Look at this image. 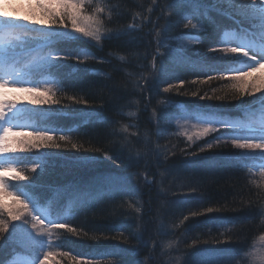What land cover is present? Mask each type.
<instances>
[{
  "label": "trees",
  "instance_id": "trees-1",
  "mask_svg": "<svg viewBox=\"0 0 264 264\" xmlns=\"http://www.w3.org/2000/svg\"><path fill=\"white\" fill-rule=\"evenodd\" d=\"M93 3L104 8L101 18L106 31L118 32L119 37L102 38L98 47L60 42L57 47L61 51L80 49L81 60L64 63L58 70L40 63L50 49L38 39L40 33L30 30L48 26L33 25L29 16L25 20L18 13L13 19L27 25L24 41L18 46L27 52L19 58L18 75L36 82L40 91L50 89L51 94L16 93L5 99L6 108H2L6 112L12 106V110L22 108L13 122L26 118L31 127L48 129L62 146L21 152L17 142L32 137L8 133L17 136L10 146L17 151L8 156L29 158L17 159L20 166L15 176L19 173L36 179L38 186L33 185V190L42 211H52L53 219L67 217L71 227L82 229L78 236L66 228L55 233L53 251L60 263L68 258L66 264H73L71 255L82 253L83 259L95 257L97 264H254L248 254L264 252V223L260 217L247 219V207L258 194L264 196V188L257 186L264 184V169L249 171L236 164L241 159L239 153L252 149L237 150L225 138L231 130L213 125V132L197 136L204 127L198 123L202 114L230 117L232 112L239 114L245 109L241 103L251 102V97L241 101L232 97L233 91L220 88L236 72L234 63L228 62L234 56L220 47L224 43L219 46L216 37L228 30L246 36L236 26L239 20L229 18L227 5H220L223 11L218 12L213 0H193L192 6L184 9L186 17H195L192 23L199 25L197 29L185 28L174 20L167 0ZM85 12L93 14L92 7L86 4ZM35 19L46 17L40 13ZM157 40L161 43L159 52L165 54V79L170 83H148L154 71L153 56L161 59L156 55ZM213 45L216 50L209 51ZM189 62L212 65L214 78L208 79ZM66 66L78 70L67 74ZM55 74L57 83L51 84L47 79ZM170 85L172 90L164 92ZM37 99H58L60 104L32 103ZM120 113L128 120L119 122ZM60 135H67L68 141H59ZM72 144L79 145V150ZM201 146L204 152H199ZM192 152H199V156L192 157ZM92 156L97 158L95 162L79 163L80 158ZM106 156H112L116 163ZM37 160L45 171L37 168V173H32ZM112 176L123 178V191H114L107 183ZM6 180L10 185L28 183ZM3 203L7 210L21 207L10 195L3 196ZM206 207L224 210L206 214ZM197 209L205 214L193 216ZM44 225L41 233L51 227ZM29 252L12 244L0 249V260L9 264L17 256L32 259Z\"/></svg>",
  "mask_w": 264,
  "mask_h": 264
},
{
  "label": "snow or ice",
  "instance_id": "snow-or-ice-1",
  "mask_svg": "<svg viewBox=\"0 0 264 264\" xmlns=\"http://www.w3.org/2000/svg\"><path fill=\"white\" fill-rule=\"evenodd\" d=\"M90 5L93 9V14H86L85 5ZM193 4V0H167V6L172 10L173 19H178V23L183 24L185 28L197 29L198 24L192 23V18H188L184 15V9L190 7ZM220 5H227L231 10L230 19L239 20L237 28L253 37H258L257 39L248 40L241 43L232 45L230 48L225 50L231 53L238 54L234 57L229 58V63H239L243 65L242 68L236 69L239 74L232 77L240 81L239 86L236 89L237 95L239 96H251L256 92L261 91L260 88L256 87L255 84L249 85L245 83V77L251 76L253 72L259 70V68H264V0H213V7L216 8L218 12L223 11ZM37 7L41 9V13L46 19L37 20L34 17L31 18V23L33 25H47V29L33 28L31 31L40 33L38 39L43 41V45L50 49L46 55L42 57L41 63L49 67L50 69L58 70L64 63L71 60L80 61V49H75L71 52L61 51L57 45L62 41H76L80 44H87L90 47H98L103 39L109 40L113 38H118L120 33L109 34L104 27V20L101 18V14L104 12V8L99 4H94L93 0H37ZM207 17V13L204 14ZM210 19V17H208ZM25 20L29 19L27 17L23 18ZM186 21V22H185ZM27 25L15 22L13 20H0V88H5L8 86V81L6 77L9 75L5 71V65L8 63V50L12 47L9 37L15 30L26 29ZM203 30V29H202ZM164 31H167L165 28ZM79 34V35H75ZM159 36L160 33H157ZM95 41V45L92 44ZM202 43V41H198ZM161 43L157 40V53L161 59L157 61L156 56L152 58L153 73L152 78L148 81L149 84H159V83H170V81L165 79L166 72L163 64L165 54L159 52ZM167 50V49H166ZM215 46H211L209 51H215ZM121 60L124 57H120ZM159 63V68L156 67ZM190 66L197 71L204 72L208 79H213L212 73L216 69L209 64H196L189 62ZM225 71H232V69H225ZM25 92L32 93L41 97H48L51 94L50 89H45L40 91L38 86L22 87ZM170 87L164 88V92L171 91ZM196 95V93H194ZM201 99H224V97H208L201 96ZM72 99L75 100L73 97ZM260 105L261 119L259 121V126L254 127L251 123L249 124H236L228 123L227 121H220V126L231 130L229 134H226V139L231 140L232 145L237 149H260L259 153H239L241 159L236 162V164L242 168H246L251 171L252 167H257L258 170L264 169V96L258 98ZM76 103H81V101H75ZM32 103H51L60 104L58 99H48L44 100H33ZM85 105L88 104L87 101H83ZM252 102L241 103V108H249ZM14 108V106H12ZM10 108L7 112L0 107V129L3 130L4 135L0 136V153L15 152L17 149L10 147L7 144V134L12 131L13 121H16L20 111L19 109L12 110ZM218 115L216 113H205L202 114L201 119L198 123L203 125L201 132L197 133V136H206L213 132L215 129L213 125L216 123L212 117ZM162 119H166V115L162 116ZM243 128H247L251 131L257 133L256 135H242L239 134ZM126 130V129H125ZM32 139H24L18 141L19 151L25 152L30 151L33 148L48 149V148H60L62 145L57 142V137L49 134L48 129H37L28 133ZM191 141L192 136H188ZM219 140L220 138H215ZM59 141H68L67 135H60ZM211 146V145H209ZM72 148L79 150V145L72 144ZM96 151H99L97 149ZM205 148L200 147L199 152H204ZM199 152H192L190 155L192 157H198ZM17 159L24 160L29 159L27 157H2L0 158V249L8 247L12 244H20L21 246L27 248L32 253V260L29 264H46L48 258L52 255L48 249L52 246L50 240L43 239V233L40 229L45 224V217L41 209V202L39 197L34 195L33 185H37L36 179H29V176L24 174H19L15 177L19 181H28L26 184H9L6 180V175L8 172L17 171ZM106 159L111 160L113 164L116 163L112 156H106ZM96 157H82L79 163L84 164L87 162H95ZM259 160V165L249 164V161ZM119 167V165H117ZM37 168H40L41 172L45 171L44 165L37 160L33 163L31 168L32 173H37ZM264 175V173H262ZM107 183L111 185L114 191H123L125 188V181L122 177L112 176L107 178ZM255 183V181H253ZM258 187L264 188V184L257 185ZM32 193V194H30ZM12 196L14 202L19 204L17 210H7V206L3 203V196ZM264 196L258 194V199L254 201H249L247 211V219L261 218V223H264ZM243 204V202H242ZM222 208L206 207V214H211L213 212L223 211ZM138 211V209H137ZM198 209L192 212L193 216L203 215ZM53 215L52 211L48 214V224L51 225V229H67L68 233L73 235H79L82 229L78 230L75 227L70 226V220L67 217L58 216V218H51ZM188 217L185 216L184 220ZM223 227V225H221ZM230 231V230H229ZM87 235V233H85ZM104 238H108L105 236ZM114 238V237H113ZM67 239V237H65ZM127 243V240L124 241ZM59 247L60 245H56ZM172 245L169 244L168 247ZM67 255V253H65ZM82 253H76L72 257L73 264H76L77 257L83 256ZM250 259L255 264V261H259V264H264V252L258 254H248ZM179 259V258H178ZM0 264H4V261L0 260ZM11 264V262H9ZM80 264H97L95 257H87L80 260ZM247 264V261H245Z\"/></svg>",
  "mask_w": 264,
  "mask_h": 264
},
{
  "label": "rangeland",
  "instance_id": "rangeland-1",
  "mask_svg": "<svg viewBox=\"0 0 264 264\" xmlns=\"http://www.w3.org/2000/svg\"><path fill=\"white\" fill-rule=\"evenodd\" d=\"M37 0H0V20H13L15 19V15L16 13L20 14L23 18L25 17H34V18H38L40 15V10L35 11L37 9ZM15 32V31H14ZM12 33V35L9 37L12 47H14V45L19 44L20 41H23L22 38V32L19 33ZM23 34H25V31H23ZM238 39V38H237ZM241 43V42H240ZM10 48L7 52L8 53L13 49ZM218 47V46H217ZM219 50L223 51L220 47H218ZM224 52V51H223ZM7 64H10V61H8ZM6 68V65H5ZM263 71V72H261ZM261 72V73H260ZM9 75L6 77L7 79L11 80V71H8ZM235 76V75H234ZM233 76V77H234ZM26 77L21 78V79H14L15 82H13L12 84L8 81V86L5 88H0V107H4L6 108V103L4 102L6 98H8L9 96H12L13 94L16 93H24V94H32L29 92H23L22 87H30L28 86L27 81H25ZM227 83H222L220 86V88H226L227 90H231L234 93L232 94V97L236 96V99H240L241 101H244L246 98L251 97V102L255 101L256 103L259 102L258 98L261 96H264V68H259V70L253 72V74L251 76H247L245 77V83H248L249 85L255 84L256 87L260 88L261 91L256 92L254 95L251 96H239L237 95L236 89L240 84V81L233 79L232 77L229 79H227L226 81ZM20 111V110H19ZM22 108H21V113H22ZM14 123V122H13ZM23 125V124H21ZM243 125V123H242ZM254 127H258L259 126V122L256 125H253ZM27 127V125L25 126ZM23 128V127H20ZM20 130V129H17ZM245 132V135H249V136H253L256 135L257 133H255L254 131H251L247 128H245L243 130ZM15 132L14 130H12L9 133H13ZM4 135V132L2 129H0V136ZM17 136H13V134L9 135L7 134L6 139L8 140V145L11 146L14 141L17 139ZM12 148H14V146H12ZM237 149V148H236ZM240 152L245 150V149H237ZM249 152L251 150H248ZM261 150L260 149H252V153L256 154L259 153ZM245 153V152H243ZM248 153V152H247ZM9 153H0V158L2 157H8ZM20 166V162L17 161V171L16 172H8L6 175V179H11V178H15L18 169ZM10 182V181H8ZM16 210V208H15ZM44 217H45V224H48V216L47 214L43 213ZM45 226V225H44ZM44 226L41 228L43 230ZM46 232V233H45ZM59 229H51L50 228H45V230L43 231V235H46L43 239L45 240H50L51 241V247L48 249V251H50L52 253V255L48 258V260L46 261V264H66V262H68V258L63 260V263L59 261V255L58 253H54L53 248V238L55 236V233H58ZM30 254H32L31 252H29ZM73 257V255H71ZM83 257H80L76 259V264H79V261L82 260ZM29 260L23 258V259H16L12 264H29Z\"/></svg>",
  "mask_w": 264,
  "mask_h": 264
},
{
  "label": "bare ground",
  "instance_id": "bare-ground-1",
  "mask_svg": "<svg viewBox=\"0 0 264 264\" xmlns=\"http://www.w3.org/2000/svg\"><path fill=\"white\" fill-rule=\"evenodd\" d=\"M72 70L75 71V70H78V68H76V67L74 68V67H72V66H71V67L66 66V67L64 68V72H66L67 74H69V73H73ZM122 118H125L126 120H128V119H127V116H126L125 114H121V113H120V114H119V122L122 120Z\"/></svg>",
  "mask_w": 264,
  "mask_h": 264
}]
</instances>
